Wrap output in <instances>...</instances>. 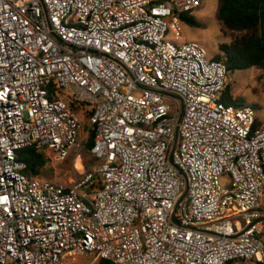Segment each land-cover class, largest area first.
<instances>
[{
  "label": "built area",
  "instance_id": "1",
  "mask_svg": "<svg viewBox=\"0 0 264 264\" xmlns=\"http://www.w3.org/2000/svg\"><path fill=\"white\" fill-rule=\"evenodd\" d=\"M200 6L0 0V264H264V116L224 104L225 65L180 43ZM70 103L95 132L81 175ZM24 148L76 177L29 178Z\"/></svg>",
  "mask_w": 264,
  "mask_h": 264
},
{
  "label": "trees",
  "instance_id": "2",
  "mask_svg": "<svg viewBox=\"0 0 264 264\" xmlns=\"http://www.w3.org/2000/svg\"><path fill=\"white\" fill-rule=\"evenodd\" d=\"M216 18L227 31L242 33V35L229 45L220 46L221 54L216 55L212 60L225 65L227 76L230 72L251 68L260 70L264 76V0H217ZM182 21L195 28L202 27V24L192 16L185 15ZM221 101L234 107L247 105L242 99H236L231 95L228 84ZM69 106L73 110L76 109L72 103ZM84 130L87 138L82 141L83 165L89 167L95 163L90 155L95 132L87 125L84 126ZM16 156L19 162L25 164L24 172L29 178L39 177L47 162L44 155L33 148L21 149ZM97 263L112 264L102 259H97Z\"/></svg>",
  "mask_w": 264,
  "mask_h": 264
},
{
  "label": "rangeland",
  "instance_id": "3",
  "mask_svg": "<svg viewBox=\"0 0 264 264\" xmlns=\"http://www.w3.org/2000/svg\"><path fill=\"white\" fill-rule=\"evenodd\" d=\"M217 0H201V6L191 13V16L202 24L201 28H195L189 24L181 21L182 40L181 42L196 41L204 46L208 53V58H213L221 54L219 47L229 45L233 40L241 37L242 33L227 31L220 21L216 18ZM168 40L172 41V35L168 33ZM228 82L231 95L236 99H242L247 105L254 106L256 116L261 118L264 116V76L258 69L251 68L247 70H238L228 74ZM62 99L67 101L65 93H62ZM79 117L82 120V127L80 132V140H86L87 134L84 133V126L86 120L84 112L80 108ZM82 144V142H81ZM81 160V167L76 168L78 175H81L89 167L83 165L82 151L79 154ZM91 159V157H90ZM86 160H88L86 158ZM72 157L63 161L46 162L41 175L38 177L40 180L45 181H58L63 184H69L70 180L75 178L73 173ZM88 164V162L86 163ZM95 164V163H94ZM91 168V167H90ZM262 211L264 213V201L262 204ZM264 243V237L261 239ZM72 264V263H69ZM73 264H98L94 256L77 257Z\"/></svg>",
  "mask_w": 264,
  "mask_h": 264
},
{
  "label": "water",
  "instance_id": "4",
  "mask_svg": "<svg viewBox=\"0 0 264 264\" xmlns=\"http://www.w3.org/2000/svg\"><path fill=\"white\" fill-rule=\"evenodd\" d=\"M170 98L174 99V100H177L179 103H180V99L176 96H172V95H168Z\"/></svg>",
  "mask_w": 264,
  "mask_h": 264
},
{
  "label": "crops",
  "instance_id": "5",
  "mask_svg": "<svg viewBox=\"0 0 264 264\" xmlns=\"http://www.w3.org/2000/svg\"><path fill=\"white\" fill-rule=\"evenodd\" d=\"M263 201H264V199L262 200V202H261V209H262V204H263ZM263 212V211H262ZM263 215H264V213H263ZM263 218H264V216H263Z\"/></svg>",
  "mask_w": 264,
  "mask_h": 264
}]
</instances>
